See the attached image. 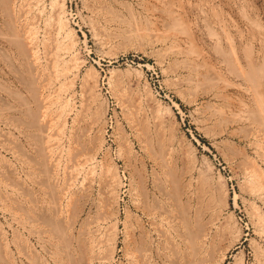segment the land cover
Listing matches in <instances>:
<instances>
[{"label": "rangeland", "instance_id": "1", "mask_svg": "<svg viewBox=\"0 0 264 264\" xmlns=\"http://www.w3.org/2000/svg\"><path fill=\"white\" fill-rule=\"evenodd\" d=\"M60 2L0 0V264H264V0Z\"/></svg>", "mask_w": 264, "mask_h": 264}, {"label": "bare ground", "instance_id": "2", "mask_svg": "<svg viewBox=\"0 0 264 264\" xmlns=\"http://www.w3.org/2000/svg\"><path fill=\"white\" fill-rule=\"evenodd\" d=\"M173 1V0H172ZM57 3V2H56ZM54 4V3H53ZM59 9L61 10V12H62V15L64 14V9H66L65 8V0H61V2H60V4H59ZM165 10V9H164ZM155 11V10H154ZM169 14V13H168ZM205 14V13H204ZM59 15V14H58ZM60 15H61V13H60ZM60 15H59V17H58V23H59V29L60 30H62V31H65V35L66 36H64V38H65V40L67 39L68 40V43L66 42L65 43V47L63 48L64 50H66V52H70L71 53V51L74 49V47H75V44H76V33H75V31L73 30V29H71V28H68V25H67V23H66V21H64V18H62V15H61V17H60ZM58 23H57V25H58ZM69 24V23H68ZM177 24V23H176ZM164 25V24H163ZM15 30V29H14ZM61 31H59V33H60ZM58 33V34H59ZM13 35H14V33H12ZM183 34H184V32H183ZM16 35V34H15ZM57 35V34H56ZM216 35V34H215ZM59 36V35H58ZM57 36V37H58ZM28 37V36H27ZM216 37V36H215ZM218 37V36H217ZM10 40V39H9ZM64 42V41H63ZM228 42V41H227ZM63 44V43H62ZM232 45H233V43H232ZM26 47V46H25ZM27 48V47H26ZM247 49V48H246ZM63 50V51H64ZM36 52V51H35ZM65 52V53H66ZM25 56V55H24ZM34 57V56H33ZM55 57V56H54ZM71 58V57H70ZM27 59V58H26ZM25 59V60H26ZM64 59V58H63ZM62 59V60H63ZM70 61H66V60H64V62L62 63L64 66H62V68L63 67H65V69H63L64 71H68V69H71L70 67V65L68 64V63H70V62H74L73 64L74 65H76V63H77V65L78 64H80V62H79V60H78V57H77V55H74L71 59H69ZM56 61V60H55ZM82 63V62H81ZM55 64V63H54ZM69 65L70 67H66V65ZM36 65V64H35ZM67 65V66H68ZM56 66H58V65H56ZM79 68H80V66H79ZM250 68H251V65H250ZM253 69H254V67H253ZM93 71V70H92ZM58 72V71H57ZM71 72V71H70ZM61 73V72H60ZM65 73V72H64ZM63 73V74H64ZM236 74V73H235ZM248 75H249V73H247ZM59 75V74H58ZM246 75V74H245ZM248 75H247V78H248ZM250 75H252V74H250ZM65 76V75H64ZM67 76V75H66ZM74 77V76H73ZM245 77V76H244ZM33 79V78H32ZM35 79V78H34ZM243 80V79H242ZM249 80H251V81H254V80H252V79H250L249 78ZM256 80V79H255ZM31 83V82H30ZM254 83V82H253ZM30 85V84H29ZM256 85V84H255ZM260 85V84H259ZM89 87V86H88ZM260 87H261V85H260ZM255 88V87H254ZM257 88V90H258V87H256ZM255 88V89H256ZM34 89V88H33ZM262 89V88H261ZM260 89V90H261ZM89 90V89H88ZM93 90V89H92ZM35 91V90H34ZM90 91V90H89ZM252 91V90H251ZM249 92V91H248ZM38 94V93H37ZM258 95V94H257ZM262 95V94H261ZM262 97V96H261ZM66 102V101H65ZM66 104V103H65ZM43 106V105H42ZM65 106L66 105H64L63 107L65 108ZM47 110H48V108H47ZM46 115V114H45ZM159 121H161V120H159ZM48 124H49V122H48ZM54 124V123H53ZM45 125V124H44ZM162 125V124H161ZM47 126V125H46ZM48 127V126H47ZM50 127V126H49ZM55 127V126H54ZM48 129V128H47ZM170 134V133H169ZM173 138V137H172ZM48 141V140H47ZM103 142V141H102ZM172 144V143H171ZM52 153V152H51ZM51 158V157H50ZM250 168V167H249ZM254 169V168H253ZM254 171L256 172V170L254 169ZM253 171V172H254ZM113 172V171H112ZM257 173V172H256ZM252 174V173H251ZM77 175V174H76ZM75 175V176H76ZM90 175V174H89ZM260 174H258V176H259ZM111 176V175H110ZM116 175L115 174H113L112 175V177L114 178ZM252 176H253V174H252ZM255 178H257V177H255ZM90 180V179H89ZM114 180H116V179H114ZM259 180V179H258ZM113 181V180H112ZM118 181V180H117ZM114 183V182H113ZM262 186V185H261ZM64 193V192H63ZM235 199H237V197L235 198ZM60 209V208H59ZM258 219H259V222L258 223H262V225H264V218H263V216L261 215V214H259L258 213ZM69 220V219H68ZM70 221V220H69ZM176 232V231H175ZM229 232V231H228ZM85 233V232H84ZM90 240V239H89ZM107 240V239H106ZM113 242V241H112ZM191 244V243H190ZM112 249H114V248H112ZM207 252V251H206ZM214 252V251H213ZM110 253V252H109ZM197 253V252H196ZM98 255V254H97ZM242 260H240V263H242L241 262ZM238 264V263H237Z\"/></svg>", "mask_w": 264, "mask_h": 264}]
</instances>
